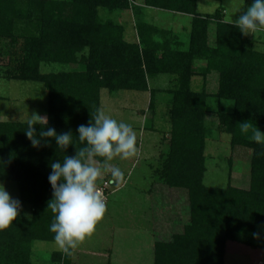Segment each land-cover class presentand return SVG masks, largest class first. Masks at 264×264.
Listing matches in <instances>:
<instances>
[{"label": "trees", "instance_id": "16d2710c", "mask_svg": "<svg viewBox=\"0 0 264 264\" xmlns=\"http://www.w3.org/2000/svg\"><path fill=\"white\" fill-rule=\"evenodd\" d=\"M144 3L192 19L187 50L144 17L135 21L136 43L127 40L124 24L103 19L102 10L128 12V0H0V73L48 92L46 123L0 122V182L16 183L20 203L31 211L29 219L0 215V264H32L36 242L66 244L78 202L90 189L79 177L89 160L106 162L120 141V128L100 122L102 91L147 92L163 75L175 78L172 131L155 174L188 192L190 220L182 233L155 242L154 264H225L229 243L264 253V53L247 36L263 16L246 12L241 24H231L223 10L200 14L198 0ZM245 5L264 7V0ZM136 9L139 15L145 10ZM197 60L206 62L201 73ZM51 66L63 69L43 72ZM211 74L219 76L216 94L192 90L194 77ZM211 97L219 130L232 136L233 147L250 152L248 188L204 184ZM51 261L73 264L71 248L53 253Z\"/></svg>", "mask_w": 264, "mask_h": 264}, {"label": "rangeland", "instance_id": "374dc122", "mask_svg": "<svg viewBox=\"0 0 264 264\" xmlns=\"http://www.w3.org/2000/svg\"><path fill=\"white\" fill-rule=\"evenodd\" d=\"M144 0L128 12L109 14L101 11L104 20L124 24L137 35L135 21ZM200 14L213 15L224 11L225 21L241 24L246 12L263 16V24L247 31L252 48L264 53V7L245 5V0H198ZM145 17L158 28L172 33L187 50L190 42V17L162 11L143 10ZM215 24L210 28L214 41ZM138 37H136L137 39ZM128 39V38H127ZM138 42V39L136 40ZM0 65L3 66L1 60ZM204 60H197L196 70L205 68ZM60 66L44 67V73L59 72ZM4 72V70H3ZM0 121L12 123H46L48 92L43 84L8 81L0 73ZM172 75H163L149 82V91L143 93L102 91L101 117L103 125L120 128L117 149L104 163L87 162L85 173L79 177L92 190L102 182L112 186L108 199L99 204L78 202V214L69 223L66 244L36 242L32 246V264L52 263L53 253L70 247L76 264H154L156 241L182 233L190 220L188 192L163 184L156 171L168 154V139L172 131L170 120V90L175 84ZM219 76L211 74L204 80L196 76L192 90L214 95L218 92ZM152 93L155 102L151 110ZM208 129L206 144V173L204 184L212 188L238 187V180L250 171L249 151L233 147L232 136L218 128L217 102L208 101ZM264 140V128L261 130ZM251 174V173H250ZM244 188L248 186L242 185ZM87 190V191H88ZM0 215L31 217L30 207L20 203L16 183L0 182ZM262 251L229 243L225 264H257ZM74 264V263H73Z\"/></svg>", "mask_w": 264, "mask_h": 264}, {"label": "built area", "instance_id": "2783aa9c", "mask_svg": "<svg viewBox=\"0 0 264 264\" xmlns=\"http://www.w3.org/2000/svg\"><path fill=\"white\" fill-rule=\"evenodd\" d=\"M141 0H128L131 7L136 6ZM112 186L109 182H102L99 186H95L92 190L85 192L82 200L87 201L89 204H99L105 202L110 196ZM263 264V263H260Z\"/></svg>", "mask_w": 264, "mask_h": 264}, {"label": "crops", "instance_id": "0c3cea01", "mask_svg": "<svg viewBox=\"0 0 264 264\" xmlns=\"http://www.w3.org/2000/svg\"><path fill=\"white\" fill-rule=\"evenodd\" d=\"M150 11H159V10H151L150 9ZM140 16H142V15H140ZM142 17H144V19L147 22H149V24L156 26L152 21H149V19H147L145 17V12L144 11H143V16ZM132 32H133L132 28L130 29V31H128V29H127V32H126V37L128 38L127 40L129 42H131V43H136V40L138 39V38L136 39L137 35L133 34ZM143 94H146V93H143ZM101 96H102V93H101ZM0 122H4V121H0ZM238 184H239V188H244L242 185H244L245 187L246 186H248V187L250 186V171H249V175L248 176L242 177V178H240L238 180ZM226 255H227V253H226ZM73 261H74V264H76L75 260H73ZM263 262H264V253H262V257L257 260V264L263 263Z\"/></svg>", "mask_w": 264, "mask_h": 264}]
</instances>
